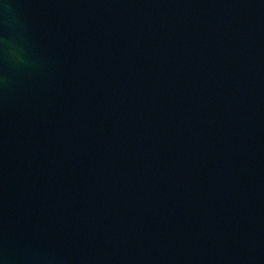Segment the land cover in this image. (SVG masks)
<instances>
[{
    "label": "water",
    "instance_id": "water-1",
    "mask_svg": "<svg viewBox=\"0 0 264 264\" xmlns=\"http://www.w3.org/2000/svg\"><path fill=\"white\" fill-rule=\"evenodd\" d=\"M0 264H264V0H0Z\"/></svg>",
    "mask_w": 264,
    "mask_h": 264
}]
</instances>
